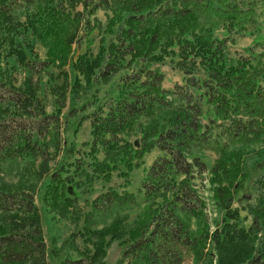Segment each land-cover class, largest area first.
<instances>
[{
    "label": "trees",
    "instance_id": "obj_1",
    "mask_svg": "<svg viewBox=\"0 0 264 264\" xmlns=\"http://www.w3.org/2000/svg\"><path fill=\"white\" fill-rule=\"evenodd\" d=\"M262 3L0 0V54L15 57L30 73L16 87L8 70L0 69V162L41 159L44 170L53 159L51 148L81 155L51 178L44 196L50 206L65 195L72 169L105 184L79 234L93 249L65 264H106L114 242L123 251L116 264H182L186 251L195 264H264V148L256 149L264 143V51H230L255 24ZM99 11L106 16L105 26ZM104 34L112 38L106 46L102 38L95 55L92 47ZM24 35L47 51L44 61L28 59L21 48ZM167 61L183 74L172 89L163 87L160 67ZM51 68L64 77L63 85L54 86L61 97L54 114L46 112L39 97V78L44 73L54 77ZM122 72L116 95L101 102L97 88ZM87 87L95 89L87 106L93 111L79 124L90 121L91 140L83 146L89 147L91 163L85 152L67 148L61 139L68 94L73 99ZM133 136L140 137L138 148L129 140ZM153 152L156 158L145 167V156ZM208 152L215 155L210 168L203 159ZM257 158L262 161L252 171ZM141 167L139 203L128 188ZM205 181L224 213L214 231L200 193ZM28 197L0 191V211L26 215L19 219L28 221L34 233L19 236L0 221V264H50L39 211ZM235 201L247 205L248 229L239 225Z\"/></svg>",
    "mask_w": 264,
    "mask_h": 264
},
{
    "label": "rangeland",
    "instance_id": "obj_2",
    "mask_svg": "<svg viewBox=\"0 0 264 264\" xmlns=\"http://www.w3.org/2000/svg\"><path fill=\"white\" fill-rule=\"evenodd\" d=\"M97 17L105 26V14L99 11ZM20 37L21 48L27 53L29 60H38L41 62L46 59L47 51L38 45L32 37L26 38V35ZM24 38H26L25 42H23ZM102 38L106 46L112 37L106 34L97 37L96 43L92 47L95 55L100 50ZM230 51H238L243 54H258L264 51V3L260 4L256 9L255 24L248 28L245 36L238 40L237 45L231 47ZM0 69L2 71L8 70L6 71L9 73L8 77L13 78V85L16 87H21L30 75V73L17 62L15 57L5 59L4 55L1 54ZM160 69L165 76L163 83L165 89H172L176 84L182 82V72L173 69L169 61H167L165 65H162ZM64 71L69 72L68 69ZM48 72H51L54 77L46 73L41 75L39 78V97L42 99V104L45 106L46 112L48 114H54L56 113V108L61 104V102H59L61 97L55 95L56 90L54 86L63 85L64 77L54 68H51ZM124 73L126 72L117 75L109 84H104L97 88L99 90L98 97L101 102H105L109 97L116 95V84L120 76ZM71 81L72 77L70 76V82ZM94 91V88L87 87L85 88V92L81 95H76L73 99L71 94H68L66 106L62 109L61 113L62 119L64 121L66 120V126L64 130L62 128L61 132L62 144L64 141L63 145H66L67 148L74 146L85 152L87 163H91V158L87 156L89 147H84L83 144L91 140V125L90 121H84L80 124L79 122L82 116L93 111V108H87V106L92 102ZM84 108L85 110L83 111ZM12 112L13 109H11V113ZM49 139L50 137L48 140ZM129 140L136 148L140 146V137L133 136ZM263 148L264 143L256 147V149L260 150ZM65 151H67V149H63V147L55 150L51 148L50 152L51 155H53V159L44 170L41 169V159L17 158L8 162H0V191L18 192L19 194L29 196L28 199H33L35 202L39 211L40 229L44 238V244L46 245V251L49 253L50 264H65L68 260H80L82 254L87 252V248L93 249V247L79 234L84 230V220L86 215L91 211L92 203L105 188L103 181L95 177L90 178L86 175L78 174L72 169L66 174L67 177L71 176V179L68 181V185L66 184L67 187L64 189L65 195L60 199V203H56L54 206L47 204L44 200V196L47 187L51 184L53 175L60 172L61 167L68 169L71 164L81 158V155H67ZM156 156V152L146 155L144 158V162L146 163L145 167L150 166ZM203 159L210 168L215 160V155L208 152ZM261 161V158H257L255 162L251 163L252 171H254L256 165ZM145 167H141L132 173V184L128 188L130 192L138 196L139 203L143 202V196L139 195L138 189L144 177ZM207 176L210 177L209 175ZM114 182H119L117 174H114ZM200 187L201 196L207 205L206 213L210 219L211 231H214L217 224L222 222L224 213H220L215 205L213 186L209 181H205ZM246 206V204H239L235 201L233 208H238L240 211L239 225L248 229L251 225V218L245 209ZM14 214V212L7 214L0 211L1 223H4L12 232L19 233V236L28 234V232L34 234L32 226L29 225L30 223L24 220L27 224L25 226L24 221L19 219L21 216L22 219H25L26 215L21 214L19 217H13ZM135 219L136 215H133L131 220L133 221ZM111 221L112 218H109L107 223L110 224ZM122 254L123 251L119 242H114L107 250V255L105 257L106 264H116L122 259ZM195 262V258L189 251L184 252L182 264H195ZM27 264H36V262L30 260ZM67 264L74 263L68 262ZM200 264H208V262L206 260H201Z\"/></svg>",
    "mask_w": 264,
    "mask_h": 264
}]
</instances>
